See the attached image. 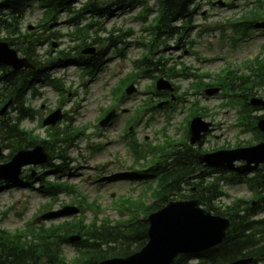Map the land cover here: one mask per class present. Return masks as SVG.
<instances>
[{
	"label": "rangeland",
	"instance_id": "rangeland-1",
	"mask_svg": "<svg viewBox=\"0 0 264 264\" xmlns=\"http://www.w3.org/2000/svg\"><path fill=\"white\" fill-rule=\"evenodd\" d=\"M154 2V0H150L152 6L155 5ZM255 2L256 0H213V3H210L209 0H202V4L198 9L199 11L193 19L195 27L183 36H173L166 45L159 47L155 55L147 60L150 64L153 61L157 64L159 58L163 57L169 58L165 61L168 67L174 64L172 66L173 70L169 72V75L172 76L170 80L178 86L176 95L179 99L171 101L163 91L156 95L154 98L156 103L167 100L170 103L173 102L174 108L170 122H167L166 119L168 117V105H163L150 115H148L149 113L141 114L142 120L140 124L132 129V133L134 132L133 136L142 141L148 138L149 142H154V138H157L158 144L165 138V134H172L175 137L183 136L184 132H179L176 129L181 126L182 120L188 116L191 102L198 101V104L210 108L208 112L212 118L209 120L214 121L213 129L207 134L200 148L212 149L221 145L234 147L239 142L256 140V133L247 127L243 129L241 124H236L239 109L223 107L221 105L223 98L221 92L214 95H205L203 94V86H201L202 89L199 86H195V88L191 86L192 82L197 85H199V82L203 84L202 80L199 81L197 79L198 74L209 72L215 76L224 67L230 68V74L232 73L231 75L236 76V78L246 75H251L250 80L255 78L257 67L255 68V73H253L249 68L251 66L249 64H256L258 60H255V58L257 56L259 58L264 57V33L261 27L254 26L248 30L249 33L238 35L235 34L233 26L234 22L242 21V13L245 10L251 9L255 5ZM139 12L140 9L137 8L132 11H124L111 18L94 19V25L89 30L90 37L99 38L102 41V38H106L108 35L111 36L110 32L114 30L113 43L118 42L119 45L124 47V57H122L115 48L110 47L107 51L108 43L103 41L104 43L100 47L106 50L107 53L102 58L101 71L97 76L85 75L83 77V71L78 66L73 65L71 61L54 71V76L63 79V87L67 91L64 97V101L68 105L67 108L71 109L69 106H75L71 120L68 123H64L61 126V130H69L75 126L84 127L85 125L87 129L84 130L83 136L80 137L74 135H64L62 137L70 141L64 147L66 151L62 154L67 159L59 157L55 160L53 166L36 167L38 174H41L44 181L40 182V180L32 177V179H25L24 182L27 184L21 186V188L13 189L12 191L11 189H6L0 192V216L3 218L1 222L2 228L15 230L34 219L40 212H43L40 208L47 201L48 197L39 191V188L43 183L46 184L48 181L56 178L64 180L70 185H76L77 189L82 193H78V195L61 193L56 198L53 205L54 209H58L64 204L77 205L78 198L81 194H85L89 202L99 201L104 211L103 215H109L112 219H117L119 212L112 208V203L114 202H112L113 192L117 196L120 192L134 186L138 187L141 184L142 186H139V188L129 191L132 196H138V198L141 196L140 194L144 191L142 190L143 185L147 182L145 176L148 174L125 165V162H128L127 153L124 150L126 145L123 143L125 141L119 138H125L128 131L126 127H122L126 125L125 117L128 115L120 114V117L117 120L115 119L112 125L101 131L103 136L96 135L93 128L95 118L99 114V108L111 105L110 103L113 99L110 93L111 89L118 85L120 79L128 75L131 69H134L133 60L144 59L145 43L149 42L152 37L150 25H152L154 12H151L147 19L141 18ZM43 14V9L39 6L37 0H35L24 17L22 27L25 29L30 25L37 26L41 24ZM65 18L66 15L61 14L59 21L64 22ZM84 22H87V19ZM68 29H70V26L65 23L61 26H54L52 31L61 30V32H66ZM4 32L8 31L4 30ZM235 35L239 37L237 41H234L233 37ZM118 36L119 38H117ZM69 40L68 37H63V44L55 48H68ZM177 40L178 42H176ZM73 45L74 43L70 46ZM75 45L77 44L75 43ZM39 48V52L44 54L48 46L44 43ZM114 49L115 51H113ZM52 53L56 54L54 51ZM159 61L158 68H162V62L164 61ZM158 74L160 73L153 67L150 69L147 77L138 78L136 81L138 91L131 95L127 102L121 105L122 108L139 107V104L144 103L147 89L153 85ZM214 76L207 77L205 80L212 79ZM71 92H75L76 95ZM243 93L246 96L251 94L250 98L264 96V85L256 84L255 86H249V89L243 90ZM38 94L40 95L30 100V105L38 108L36 117L34 119H25L22 124L24 127L29 128V130L35 131L39 139L48 141L51 139L50 133L47 131V128L41 125V120L50 110L55 108L58 100L57 94L60 93L56 92L49 85H39ZM11 113L14 114V111ZM249 114L252 116L264 115V109L251 111ZM166 123L167 125H165ZM163 128L166 131H163ZM74 139H78V141ZM87 139H93L94 143L100 142L105 144L104 150L95 153L89 149L90 144L86 141ZM128 139L129 137L127 141ZM10 146L9 144L4 152V156L0 158V162L8 160L11 152ZM118 149L120 153L122 152L121 155L125 160L122 159L120 163L114 161L108 162L114 159V153ZM103 162L111 164V166H106L105 169L111 167L112 172L119 169L113 172L114 176L125 175L126 178L99 180L103 175L100 172L97 173V171H99L98 168ZM111 168L106 170V174L111 171ZM93 179L99 180V182L95 183ZM118 179L123 180L115 181ZM186 186L188 187L189 184ZM121 188L124 190H121ZM226 190L230 194V197H224L223 202H230L234 197L238 196L249 197L252 193L246 184L228 186ZM146 201L147 204H151L154 200L146 197ZM93 216L94 213L92 214L90 211L87 213L88 220ZM261 216H264V212ZM50 223L47 222V224ZM65 252L69 258L75 254L74 248L71 246H66Z\"/></svg>",
	"mask_w": 264,
	"mask_h": 264
},
{
	"label": "trees",
	"instance_id": "trees-1",
	"mask_svg": "<svg viewBox=\"0 0 264 264\" xmlns=\"http://www.w3.org/2000/svg\"><path fill=\"white\" fill-rule=\"evenodd\" d=\"M32 1L0 0V39L8 41L33 63L41 64L43 68L41 70L23 69L19 72L5 71L0 74V85L7 86L0 93V101L14 97L21 107L25 101L24 91L28 88L32 78L37 80L43 70L46 72L51 66L54 67V61H52L54 59L42 60L37 52V45L43 43L42 36L21 29L24 13ZM39 1L48 10L47 13L53 21L61 11H72V5L79 0ZM195 1L157 0L158 13L154 20L158 28V40L162 36L170 38L192 28V19L200 7L199 4H195ZM255 3L256 6L242 14L244 20L239 25L242 31H247L254 23L264 22V0H256ZM135 6L146 7L145 17L151 11L147 0H87L81 8L69 16V22L76 23L77 19L89 12L93 15L104 16L114 13L116 8L125 10ZM4 30L9 33L4 34ZM76 33L80 38V35H85L86 29L79 28ZM81 38L84 37L81 36ZM110 39L108 38L109 41ZM82 40L85 45L93 44L92 41L88 43L87 40ZM68 56L67 53L64 55L65 58ZM79 56L82 60L86 58L80 54V51ZM259 65L264 69V61ZM258 75L253 81L249 79L251 75L238 78L236 76L225 77L219 79L216 84L223 87L229 86L228 88L233 90L242 87L244 90L248 87L243 88V86L264 84V71ZM27 112L26 110L25 113ZM196 114H199L198 110L193 112V115ZM0 134L7 138H13L16 135L19 142H34L33 139L27 137V132L21 130L18 123L10 118L6 121L1 120ZM173 152L172 160L163 161L160 168L162 175L159 187L162 191L156 194L157 198L160 196L159 201L157 199L151 205L146 204L145 201L139 207L123 206L122 217L115 221L105 219L97 223L95 219L88 224L62 223L50 228L31 225L30 228L33 230L26 231L25 236L0 230V264H99L105 259L128 256L140 250L147 243L149 214L173 200L175 193L179 195V198H199L208 210L230 218L232 225L227 238L220 245L196 255H180L173 264H230L243 257H253V261L249 264L264 262V217L258 216V213L264 209V175L248 180L250 188L256 190L253 198L259 199L255 205L251 200L240 198L231 205L221 207L215 204V200L226 192L219 179L207 180L211 177L212 171L204 169L199 163L200 151L194 149L188 142H183ZM221 174L226 178L225 173ZM192 175H197L199 180L196 182L190 180L189 177ZM230 176L227 179L231 182L241 181L239 176L232 174ZM185 182H189L191 186L194 184L196 190L190 188L184 193ZM49 194L55 195L56 190H49ZM36 229L42 230V235L40 230ZM70 230L78 231L84 235V238L76 243L75 256L68 259L64 255L63 246L68 243ZM29 234H31L30 238H28Z\"/></svg>",
	"mask_w": 264,
	"mask_h": 264
},
{
	"label": "water",
	"instance_id": "water-1",
	"mask_svg": "<svg viewBox=\"0 0 264 264\" xmlns=\"http://www.w3.org/2000/svg\"><path fill=\"white\" fill-rule=\"evenodd\" d=\"M87 52H94L89 49ZM0 62L18 69L30 65L27 58H19L15 49L7 42L0 41ZM160 88H170L168 82L161 80ZM213 93V91H208ZM253 104H262L260 99H252ZM7 106L2 112L6 110ZM52 114L44 124L55 126L64 116ZM109 116L103 125L111 119ZM211 123L201 117L194 118L191 125V142L201 139ZM264 132V119L258 123ZM51 159L50 155L39 145L33 150L20 151L6 164L0 165V178L10 181H19L22 168L30 164H40ZM201 164L206 167L233 170L245 173L256 170L264 162V141L258 145L231 150H220L213 153L201 154ZM244 164L236 166V162ZM78 208L66 207L58 212H49L36 221L51 220L58 217L77 213ZM150 226L147 231L148 243L139 251L123 258H112L100 264H172L181 253H194L206 250L222 242L230 226V220L201 207L199 199L171 201L165 207L149 216ZM75 240V238H72ZM239 261L234 264H241Z\"/></svg>",
	"mask_w": 264,
	"mask_h": 264
}]
</instances>
